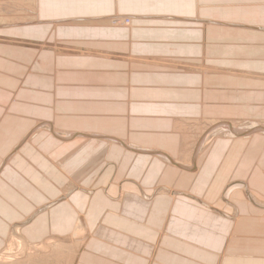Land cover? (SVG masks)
<instances>
[{
	"label": "crops",
	"instance_id": "0c3cea01",
	"mask_svg": "<svg viewBox=\"0 0 264 264\" xmlns=\"http://www.w3.org/2000/svg\"><path fill=\"white\" fill-rule=\"evenodd\" d=\"M103 1L0 30V251L21 226L74 264H264V0H122L129 27ZM47 127L77 138L32 145Z\"/></svg>",
	"mask_w": 264,
	"mask_h": 264
},
{
	"label": "bare ground",
	"instance_id": "6f19581e",
	"mask_svg": "<svg viewBox=\"0 0 264 264\" xmlns=\"http://www.w3.org/2000/svg\"><path fill=\"white\" fill-rule=\"evenodd\" d=\"M4 1V0H3ZM7 1V0H6ZM12 1V0H11ZM45 1L46 0H18V2H17V4L16 5H10V6H8L7 7V10H3L2 8H1V11H0V14H2L3 13V15L4 16H7V17H9V20L11 21V22H7V20H3L2 19V17H1V19L0 20H2L0 23H1V26H0V30H2V31H4L5 29H11V28H14V27H28V26H33V25H36V24H40L39 22H38V20H40V17H39V11H40V9L41 8H43L44 6H45ZM122 0H106V1H103L102 3L103 4H105V5H110V9L112 8L113 9V13H112V15L111 16H109V24L111 25V26H124V27H129L131 24H132V22H133V17H131V16H125V15H122V14H120V13H118V6H119V4H120V2H121ZM14 2H16V1H14ZM13 2V3H14ZM6 3V2H5ZM4 3V4H5ZM10 3V2H9ZM12 3V2H11ZM19 3V4H18ZM1 5H2V3H1ZM6 5H9V4H6ZM50 6H47V8H49ZM2 12V13H1ZM26 13V14H25ZM3 15H1V16H3ZM26 16H29V17H31L34 21L32 22V23H25L24 22V19L26 18ZM14 17H20L19 19H16V18H14ZM22 17V18H21ZM4 18V17H3ZM29 19V18H28ZM32 19H29V20H32ZM141 19V18H140ZM140 19H138V20H140ZM27 20V19H26ZM179 21V20H178ZM11 24V25H10ZM55 24V23H54ZM63 24V23H62ZM66 24V23H65ZM57 25V24H56ZM97 26V25H96ZM108 26V25H107ZM251 27V26H250ZM42 28V27H41ZM52 28V27H51ZM59 28V27H58ZM1 33V32H0ZM1 35V34H0ZM14 37V36H13ZM34 38V37H33ZM15 51H17V50H15ZM1 64V63H0ZM1 80V79H0ZM5 100V94L4 93H2V92H0V108H2V110H4V108H6V107H3V101ZM1 118V117H0ZM198 119V118H197ZM185 122V121H184ZM210 122V121H209ZM220 122V121H219ZM186 124L185 125H190V124H193L194 123V125H196V124H198L197 123V121L196 122H185ZM202 123V122H201ZM216 123V122H215ZM214 123V124H215ZM229 122H227L226 124H228ZM237 123V122H236ZM203 125H204V127L203 128H200V129H197L196 127H194V129L196 128V133H197V131L199 132V134H198V140H201L202 139V141L203 140H210L209 138H210V136L211 135H214V134H216V133H218L217 135H219V133H225L226 131L228 132L229 130H230V126H229V128L227 127V126H225L224 124L222 125H217V128L216 129H214L215 131H211L212 129H213V125L214 124H212V123H208V122H203L202 123ZM250 125L252 124V123H249ZM249 124H247V125H245V124H236L235 125V127H234V130H230L229 132H233V134H237V132H239V133H242V132H249L250 130H252V129H254V125L252 126H249ZM232 125V124H231ZM232 126H234V125H232ZM198 127V126H197ZM200 127H202V126H200ZM216 127V126H215ZM214 127V128H215ZM257 127V126H256ZM259 127V126H258ZM258 127H257V130H259L258 129ZM233 128V127H232ZM183 129V128H182ZM260 129H261V127H260ZM249 130V131H248ZM264 130V129H263ZM176 132H179V131H176ZM228 132V133H229ZM244 132V133H245ZM246 132V133H247ZM264 132V131H263ZM239 133H238V135H239ZM245 133V134H246ZM250 133V132H249ZM226 134V133H225ZM232 134V133H231ZM188 135V134H187ZM222 135V134H221ZM237 135V136H238ZM227 136V135H226ZM234 136V135H233ZM233 136H232V138H233ZM74 137V135H72V134H65V133H58V132H54L50 127H47V129H45V131L42 133V132H40V130L38 129V130H36L35 132H33L31 135H29V137H28V140L31 142V144L32 145H34V146H36L37 148H40V149H42V150H48V151H55V150H57V148H59L60 149V147L61 146H63V145H65L66 144V140H70V138H73ZM187 138L186 139H189L188 138V136H186ZM194 137V136H193ZM248 137V136H247ZM74 138H77V137H74ZM185 138V137H184ZM231 138V137H230ZM235 138V137H234ZM79 139V138H78ZM56 141V143H55V145H53V141ZM85 140V139H84ZM105 139H103L102 138V140H99V142L100 141H104ZM54 141V142H55ZM196 141V140H195ZM86 142V141H85ZM44 143H45V145H44ZM104 143H105V141H104ZM197 143H199V141L197 142ZM197 143H194L193 145H194V147H191L192 148V152H191V154H190V159H189V162H188V164L186 165V164H184V163H180V162H177L176 163V165L178 166H181V167H185V166H189V167H192V165H193V162H194V159H195V154H196V150L197 149H195V147L197 146H195V144H197ZM204 143H207V141H205V142H203V144ZM30 144V143H29ZM84 144V143H83ZM97 144V143H96ZM103 144V143H102ZM105 144H107V143H105ZM201 144V143H200ZM90 145V144H89ZM205 145V144H204ZM54 146V147H53ZM55 146H57L56 148H55ZM99 146V145H98ZM198 146H199V144H198ZM197 146V147H198ZM43 147V148H42ZM65 147V146H64ZM86 147V146H85ZM88 147V146H87ZM189 147V148H190ZM202 147V146H201ZM97 148V147H96ZM195 149V150H194ZM42 150H40V151H42ZM188 150V149H187ZM65 150H62L61 152H60V150L58 151V153L61 155V153L62 152H64ZM43 152V151H42ZM76 152H78V151H75V153ZM80 152H82V156L81 157H84L85 155H86V153H83L84 151H82V150H80ZM87 152V151H86ZM88 154H90V153H88ZM97 154V153H96ZM102 154V153H101ZM92 155V154H91ZM183 155V154H182ZM56 156H59V155H57L56 154ZM71 156V155H70ZM69 156V157H70ZM90 156V155H89ZM80 157V158H81ZM68 158V157H67ZM85 158V157H84ZM84 158H82V159H84ZM94 159V158H93ZM165 160H167V159H165ZM75 161V160H74ZM79 161V160H78ZM100 161V160H99ZM180 161H181V159H180ZM168 162V161H167ZM176 161L174 160V163H175ZM187 162V161H186ZM17 163V162H16ZM61 163V162H60ZM78 163V162H77ZM56 164V163H55ZM75 164V163H74ZM172 164V163H171ZM190 164H192L191 166H190ZM59 165V164H58ZM71 165V164H70ZM2 166V165H1ZM56 166V165H55ZM60 166V165H59ZM59 169H60V167H59ZM68 169V168H67ZM67 169H65V170H67ZM184 169V168H183ZM185 169H187V167L185 168ZM193 169V168H192ZM62 170V169H61ZM64 170V169H63ZM64 170V171H65ZM69 170V169H68ZM67 173H68V171H67ZM66 174V173H65ZM69 179V178H68ZM70 180V179H69ZM69 182V181H68ZM72 183V182H71ZM70 183V184H71ZM72 185V184H71ZM74 185V184H73ZM75 187V186H74ZM71 188V187H70ZM66 189H68V188H66ZM166 190V189H165ZM63 193H66V192H63ZM71 194V192H69L68 191V194ZM164 193V192H163ZM173 193V192H172ZM171 193V194H172ZM69 194V195H70ZM85 194V193H84ZM165 194V193H164ZM62 195V194H61ZM172 195H174V194H172ZM66 196H67V194H64L63 195V199L64 198H66ZM90 196V195H89ZM170 196V195H169ZM70 198H71V196H70ZM69 198V199H70ZM79 198V197H78ZM83 198V197H82ZM91 198V197H90ZM144 198V197H143ZM146 199V198H145ZM200 199V198H199ZM69 201V200H68ZM72 203V202H71ZM74 203H75V200H74ZM85 203V202H84ZM203 203V202H202ZM78 204V203H77ZM87 204V203H86ZM76 205V204H75ZM86 207V206H85ZM74 209H75V207H74ZM85 209V208H84ZM81 217V216H80ZM22 225V224H21ZM16 229V228H15ZM17 229H19V231H20V229H21V226H19V227H17ZM78 229V228H77ZM20 237H22V235H19ZM16 238V237H15ZM24 238V237H23ZM18 239V238H17ZM22 240V239H21ZM23 241V240H22ZM75 247V246H74ZM50 251V250H49Z\"/></svg>",
	"mask_w": 264,
	"mask_h": 264
},
{
	"label": "rangeland",
	"instance_id": "374dc122",
	"mask_svg": "<svg viewBox=\"0 0 264 264\" xmlns=\"http://www.w3.org/2000/svg\"><path fill=\"white\" fill-rule=\"evenodd\" d=\"M17 2L18 0H12V1L11 0H7V1L0 0V11H1V8L3 10H7L8 6L16 5ZM6 4H9V5H6ZM1 15H3V13L0 14V19L2 17L3 20L5 19L7 20V22H11L9 20V17L4 16V15L1 16ZM14 18L19 19L20 17H14ZM28 18L32 19L31 17L26 16V18L24 19L25 23L28 24L34 21L33 19L29 20ZM1 21L2 20H0V22ZM0 26H1V23H0ZM179 133H180V130H179ZM187 134L189 138V132ZM186 138L187 137H185L184 139ZM54 141H53V145H55L56 143V141L55 142ZM96 143H95L96 145H101L103 142H96ZM106 145L108 146L109 144L107 143ZM56 147L57 146H55V148ZM91 152H93V150ZM77 154H79L80 157L83 155L82 152L80 151H78ZM77 158L78 157H75V159H73V161L70 162L71 165L69 164L68 166L66 165L65 161H67L69 157L63 160L61 162V163L64 162L63 169L64 170L67 168L70 169V167L75 166V164L78 162ZM68 169L65 171H68L70 174H72V172H70V170ZM66 194H68V192ZM74 200L75 198H73V200L71 201L73 204H74ZM19 235H22V237H20ZM24 236L25 235L24 233H22L21 230L19 231V229L17 228L13 229V232L11 233V235L8 237V239H6V242H4L5 244L3 246L2 251H0V264H74V260L78 253L76 251L74 252L73 246L70 245L72 243L70 242V239L68 238L56 239V238L51 237V238L46 239L45 241H42L41 243L32 244Z\"/></svg>",
	"mask_w": 264,
	"mask_h": 264
}]
</instances>
